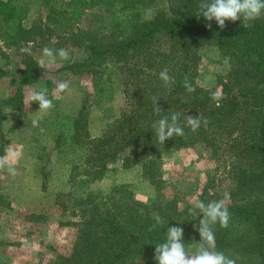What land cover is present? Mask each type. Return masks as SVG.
I'll use <instances>...</instances> for the list:
<instances>
[{
    "label": "trees",
    "instance_id": "1",
    "mask_svg": "<svg viewBox=\"0 0 264 264\" xmlns=\"http://www.w3.org/2000/svg\"><path fill=\"white\" fill-rule=\"evenodd\" d=\"M39 1L44 19L26 25L24 0H0V40L22 49L64 35L69 45L84 55L60 66L59 73L92 76L91 91L77 112L43 117L42 126L53 128L55 147L65 145L84 152L80 173L88 181L102 180L115 164L126 168L138 165L142 177L156 191L150 202L136 199L128 183H115L106 193L90 191L76 197L58 193L54 203L61 214L78 216V234L71 251L58 256L55 263L158 264L156 245L166 240L171 226L184 229L185 246L198 247L202 238L197 229L203 214L190 215L191 205L179 193L165 195L162 158L203 144L216 158L224 150L231 153L230 169L225 171L230 200L223 201L230 219L226 228L212 225L215 250L236 264H264V16L250 22L248 29L242 20L226 21L220 28L215 20L197 16L201 0ZM157 1L168 3L167 9L143 18L141 12ZM83 14L89 18L86 27L79 26ZM207 46L219 49L229 62L228 70L216 76L214 85L198 79L202 49ZM20 63L17 88L42 82L44 68L32 54L22 52ZM165 68L173 81L168 86L159 77ZM114 73L121 77L123 107L99 135L91 136L89 104L103 105L112 99ZM185 78L195 91L185 89ZM216 90L223 96L219 107L211 99ZM9 93L0 98V156L5 147V110L16 111L22 104ZM157 104L159 114L155 112ZM173 113H179L177 123L185 134L161 144L152 126L162 117L170 121ZM199 114L201 125L193 132L186 126L187 116ZM220 196L218 190L207 192L206 185L197 200L207 204L219 201ZM157 215L164 223L153 228ZM39 217L45 214L30 219Z\"/></svg>",
    "mask_w": 264,
    "mask_h": 264
},
{
    "label": "rangeland",
    "instance_id": "2",
    "mask_svg": "<svg viewBox=\"0 0 264 264\" xmlns=\"http://www.w3.org/2000/svg\"><path fill=\"white\" fill-rule=\"evenodd\" d=\"M24 1L28 7L24 21L26 25L44 19L45 11L39 0ZM167 5L165 1L154 2L141 15L143 18L152 17L156 12L167 9ZM88 22L87 14L80 16L79 26L86 27ZM29 45L33 49L32 57L37 61L43 57L45 47L53 49L56 58L49 63L48 58L43 57L45 64L41 83L19 89L16 76L22 65V51L6 46L0 40V98L11 91L22 100L16 111L5 110L2 127L5 136L4 155L6 150L15 151L17 157L13 162L15 175L10 174L7 168L0 169V264H56L58 256L71 251L77 239L78 216L61 214L60 208L54 203L58 193H68L73 197L90 191L106 193L115 183H128L136 199L150 202L156 197V191L142 177L138 165L126 168L115 164L102 180L90 182L80 173L84 165V152L67 149L65 145L55 147L53 128L42 126L43 117L74 115L85 95L91 91L92 76L59 73L60 66L84 55L71 47L64 35L59 38L51 36L45 42ZM59 49L69 52L67 60L60 59L56 54ZM201 54L198 79L203 84L214 85L216 76L228 70V58L212 46L202 49ZM120 78L118 73L111 76L112 99L109 102L103 105L89 104L91 136L99 135L105 124L117 117L123 107L124 94ZM60 82L67 83L69 87L54 95L56 85ZM42 90H46V95L53 101V107L47 112L38 111V102H31L30 105L26 103L31 93ZM89 99L92 100L91 96ZM33 119L39 121L38 126H33ZM230 154L224 150L216 158L203 144L165 154L162 158V177L166 185L163 192L168 197L179 193L180 198L189 203L196 201L207 185L209 193L221 191L219 201H229L225 171L230 169ZM34 214H45V217L31 220ZM67 220L70 223L61 224ZM185 249L195 255L198 247L189 245Z\"/></svg>",
    "mask_w": 264,
    "mask_h": 264
},
{
    "label": "clouds",
    "instance_id": "3",
    "mask_svg": "<svg viewBox=\"0 0 264 264\" xmlns=\"http://www.w3.org/2000/svg\"><path fill=\"white\" fill-rule=\"evenodd\" d=\"M197 16H203L207 21L215 20L220 28L225 27L226 21L242 20V26L246 29L251 27L252 21H255L264 16V0H201L199 4V12ZM211 27V24L208 25ZM22 52L31 54V45L21 49ZM62 60L69 58V52L66 49H59L56 53ZM43 57L48 58V62L55 61L56 56L54 50L48 47L43 49ZM41 58L38 63L41 67L45 64V59ZM160 79L165 86L171 84L172 77L165 68L159 73ZM185 89L191 93L195 91L191 83L185 78ZM69 85L65 82H60L56 85L54 95L67 90ZM223 98L222 92L216 90L211 93V99L219 101ZM31 102H38L39 110L47 112L53 107L52 99L46 95V90L36 91L31 93L26 98V103L30 105ZM161 108L157 104L155 112L159 114ZM179 113H173L170 121L168 117H162L154 122L153 130L159 143L163 144L167 139L174 136H184V129L178 126ZM206 124V118L203 120ZM33 126H38L37 119L32 120ZM201 125V118L199 116H187L186 126L190 127L191 131L195 132ZM17 157L15 151L6 150V155L0 156V169L7 168V171L15 175L16 170L13 162ZM191 207L189 214L198 216L203 214V218L199 221L198 231L202 238L198 244V249L195 255L189 254L185 245L182 242L184 229L178 226L168 227L166 232V240L163 243L157 244L155 248V260L158 264H236L235 260L226 256L221 251H216L215 234L212 225L219 224L220 227L226 228L230 219V213L223 201H212L205 204L203 201H189ZM155 223L153 228L164 223L162 218L157 215L154 217Z\"/></svg>",
    "mask_w": 264,
    "mask_h": 264
},
{
    "label": "crops",
    "instance_id": "4",
    "mask_svg": "<svg viewBox=\"0 0 264 264\" xmlns=\"http://www.w3.org/2000/svg\"><path fill=\"white\" fill-rule=\"evenodd\" d=\"M11 111V110H10ZM13 111V110H12Z\"/></svg>",
    "mask_w": 264,
    "mask_h": 264
}]
</instances>
